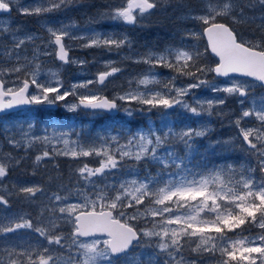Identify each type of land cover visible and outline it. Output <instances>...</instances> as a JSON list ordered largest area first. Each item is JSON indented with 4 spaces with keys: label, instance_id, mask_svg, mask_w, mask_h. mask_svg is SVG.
Returning <instances> with one entry per match:
<instances>
[{
    "label": "snow or ice",
    "instance_id": "snow-or-ice-1",
    "mask_svg": "<svg viewBox=\"0 0 264 264\" xmlns=\"http://www.w3.org/2000/svg\"><path fill=\"white\" fill-rule=\"evenodd\" d=\"M16 2L17 0H0V12H11ZM73 2L74 0H38L36 6L19 8V11L26 16H41L56 12ZM259 3L264 5V0H259ZM156 7L157 4L153 0H121L120 6L110 8L99 15L102 21L134 25L138 15L143 18ZM232 11L231 0H225L223 5H212L209 2L204 8L205 14L191 17L200 21L204 28L202 33H188L187 38L198 40L202 36L206 37L205 51L210 49L211 53L218 57L214 67L200 63L202 53L195 45L188 50L170 47L161 52L148 51L136 58L122 57L132 59L134 63L148 65V71L129 80V90L112 99L90 89L102 88L110 77L122 71L115 66L117 61H106V70L98 72L94 80L73 84L70 89L63 90L64 84L58 71L48 70L47 78L43 82L40 80L39 63L34 65L31 72L25 71L33 66L37 55L34 54L31 60L24 57L26 63L19 64L21 57L18 50L38 37L25 34L23 38H19L13 34L14 48L9 50V55L17 52L18 66L0 68V112L19 105H54L66 101L69 96H76V102L67 105L69 112L80 109L91 112L121 111L117 101H123L127 106L123 107L122 111L129 118L137 112L151 114L154 110L167 112L174 108H180L196 117L211 116L225 103V99L203 102L196 100L192 104L186 100L192 89L206 85L210 86L213 92L239 96L243 104V98L248 95L243 83L231 82L218 87L201 78L208 73H214L218 77L239 74L264 83V40L254 44L240 41L230 27L215 22L217 17L228 16ZM44 27L49 37L46 47L53 48L52 52L45 51L44 55H54L61 64L86 63L69 58V49L64 42L66 38L87 41L82 47L104 48L117 54L124 48L131 49L132 42L127 35L91 31L87 35L74 36L73 30L77 27L74 23H60L58 26L46 23ZM8 31L10 29L0 27V33ZM157 67L171 69L175 75L167 83H163L162 87H151L162 84L154 71ZM21 72H25L22 81L19 76L14 81L4 78L6 75ZM179 78H188L195 82L178 87L176 81ZM9 83L13 86L7 87ZM133 83L136 85L135 89L131 87ZM30 88L33 91L30 92ZM80 89L85 91L80 93ZM134 103L140 107H131ZM252 116L259 122V127H241V122ZM233 123L238 128V137L244 146L259 158L261 172L264 174V107L259 111L254 108L244 110ZM52 126L55 128V124ZM210 131L207 123H202L197 128L185 127L179 130L172 126H149L138 129L128 136L124 143L120 142V135H104L96 138L98 145L91 143L88 146L79 138L70 139L72 135L80 137V133L60 132L57 135L53 132L52 135L28 138L27 144L24 145L26 149L37 143L45 146L42 153L35 156L37 165L45 158H50L53 153L74 159L89 156L99 158L98 167L84 164L78 169L79 177L85 185L84 189L77 188L75 193L70 191L67 196L53 193L49 197L55 202L64 203V206L58 208V213L61 217H66L67 222L73 226L72 245L78 249L79 264H114V260L120 254H126L130 246L134 242L138 243L141 237L155 238L158 249L166 253L173 264H185L183 248L191 243H195L193 252L218 253L220 264H256L257 257L253 254H257L260 264H264V235L243 236V229L235 239L228 235L246 224L264 230V180L256 179L251 171H237L232 165L211 168L205 166L201 171L189 167L186 163L190 162L191 156L198 150L196 140L205 137ZM25 136L27 137V133ZM10 143L20 146V141ZM59 144L63 147L57 148L56 145ZM48 145L52 146L51 151L48 150ZM176 145L183 147V155L177 152ZM20 162L16 160L15 165L18 166ZM142 163L157 165L159 171L153 175L145 168V175L141 177L139 165ZM125 167L128 168L127 179L103 184H97L93 179L114 175L117 171L123 172ZM7 173L8 165L0 162V178L5 177ZM40 192V186L19 189V193L30 203L34 202L36 194ZM72 195L76 196V202L67 203ZM0 205L8 206L4 195H0ZM142 206L144 210L140 211ZM127 209L136 211L129 216ZM44 211V208L40 209V215L36 218L38 224ZM141 217L151 226L140 229L134 227L131 221ZM47 223L50 229L58 227L54 218H50ZM50 229L43 226L34 227L32 219L24 215L10 218L6 224L0 223V235L30 230L38 238H43L48 245L60 246L64 237L51 236ZM81 238L91 239L81 241ZM16 255L27 259L12 261V264H50L53 261V257L48 255V249L41 251L39 244L30 251H21ZM190 264L196 262L191 261Z\"/></svg>",
    "mask_w": 264,
    "mask_h": 264
},
{
    "label": "rangeland",
    "instance_id": "rangeland-1",
    "mask_svg": "<svg viewBox=\"0 0 264 264\" xmlns=\"http://www.w3.org/2000/svg\"><path fill=\"white\" fill-rule=\"evenodd\" d=\"M104 1L107 2L104 4ZM37 2L38 0H17L16 5L12 8V12L0 14V27L10 29V31L6 33H0V68L9 69L18 66L16 61L17 52L14 51L11 55H9V50L14 48L12 40L13 34L19 38H23L25 34L34 35L38 37L34 42L26 43L18 50V54L21 57L19 64L26 63L23 59L24 57L31 60L34 54L38 56L37 60L33 62V66L27 68L25 71L31 72L34 65L39 63L41 66V82L47 78L48 70L51 69L53 71H58L59 78L64 84L63 90H68L73 84H78L87 80H94L98 72L106 70L104 68V63L106 61H117L118 63L115 66L121 68L122 71L110 77L102 88L97 89L93 87L90 89L91 91H99L100 95H106L112 99L129 90V80L138 78L142 74H146L148 71V65L143 63H134L132 59H122V57L136 58L148 51L161 52L170 47L184 48L185 50H188L193 45H195L203 55L204 45L202 44V41L200 39L192 40L187 38L188 33H200L198 28H200V25L204 26L200 21L194 20L191 17L205 14L204 8L209 2L212 5H223L225 0H153V2L157 4V7L150 10L149 13H146L143 18H140L138 15V25L143 21V19L169 21L172 28L171 30L174 29L180 33L182 32L183 35H175L174 37H170L169 35L168 39L160 42V45L159 43H144L142 46H136L133 43L134 40L130 38V35L120 30L119 24L125 23L101 20L99 15L100 13L108 11L110 8L120 6L121 3L116 0H74L73 4L68 5L65 8L56 12L43 14L41 16H26L19 11V8L36 6ZM231 4L233 7L232 13L228 16H219L216 20L225 17L227 20H230L232 25L236 28L238 25L250 26L256 30L264 28V11L246 9L245 0H231ZM46 23L56 26L60 23H74L77 25V27L73 30L74 36L87 35L91 31L127 35L132 42L131 49L124 48L119 54H117L115 51L109 52L104 48L82 47V45L87 43V41L71 40L66 38L64 42L71 53L69 58L76 61L83 60L86 61V63L83 65L79 63L61 64V62H59L54 55H44L45 51H53V48L46 47L47 40L49 38L44 27ZM105 24L110 26H104ZM244 36L243 41L253 44L257 41L263 40V38L253 37V35ZM154 71L158 79L162 81V84L151 87H162L163 83H167L169 79L175 75L172 70L168 72L162 71L161 67H157ZM17 76H19L22 81L25 78V72L6 75L4 78L8 81H14L17 80ZM201 78L208 80L210 85L214 84L218 87L226 86L231 82L243 83L247 89L248 95L246 98H243L244 102L241 104L242 98L239 96L226 95L223 92H213L210 86H202L198 89H192L191 93L186 97V100L188 103L192 104L196 100L203 102L206 100L225 99V103L219 106L211 116L204 115L196 117L180 108H174L168 110L167 112L164 110H154L151 114L146 116L145 124L143 123V125L138 124L134 126L128 125L127 120L132 117L129 118L125 116L122 111V108L127 105H125L123 101H118L121 106V113L117 115L121 120V123L118 125L119 129H116V127H113L112 125V129L108 130L106 135H120V142L124 143L126 138L135 133L138 129L147 128L149 126H155L156 128L172 126L179 130L185 127L197 128L202 123H207L210 129L213 130L212 120L216 118V116H220L222 118L225 117L229 121H234L242 115L244 110H252L254 108L256 111H259L262 107H264V104H262V102H264V91L260 90L258 88L259 83L253 80L241 77L220 78L215 76L213 73H208L206 76H202ZM193 82L195 81L188 78H179L176 81V86H186L188 83ZM6 86L11 87L13 85L9 83ZM131 87L135 89V83H133ZM122 88L124 89L119 91ZM31 91H33V89L30 88V92ZM79 91L80 93H83L85 90L80 89ZM75 102L76 96H69L66 98V101H60L54 105H32L29 108L0 116V162L8 165V173L6 176L10 175V172H13L7 183H5L6 176L3 177V184L0 185V189H2L0 190V195H4L5 199L8 200V206L5 207L0 205V223L6 224L10 218H18L19 216L24 215L27 218L32 219L34 227L43 226L50 229L47 221L50 218H54L58 227L54 230L50 229L49 234L51 236L62 235L64 237L61 241V245L57 246L55 244L48 245L43 238H38L37 235L32 233L30 230H20L16 233L0 235V264H12V261L26 260V257L17 256L16 253L25 250L30 251L31 249L36 248L38 244L41 251H43L44 248H47L48 255L53 257V261L50 262V264H79L80 256L78 249L72 245L73 226L71 223L67 222L66 217H61V214L58 213V208L64 206V203L55 202L54 200L49 199V197H51L53 193L61 196H67L70 191L75 193L77 188H85L84 182L80 179L78 173L77 177H74V180L76 181L74 185H71L70 178L62 180L59 176H57L56 179L53 172L51 173V169L55 171V166L60 165L61 160L69 159L71 157L56 155L53 153L50 158H45L39 165H37L35 163V156L42 153L45 146L39 143L34 144L28 149L24 146L27 144L28 138L33 136L42 137L45 135H52L53 132L57 135H59L60 132L77 133L74 131V128L71 125L72 123H69V121H73L74 123L76 122L75 119H72L76 115L89 114L90 116H97L102 114V112H88L82 109L75 112H69L67 110V105H71ZM135 106L140 105L135 103L131 105L133 108H135ZM235 106L237 107V114H235ZM58 110H61L60 119L53 117L54 113ZM112 123H109L106 127H110ZM53 124H55V128H53ZM241 125L245 128L255 129L259 127V122L254 116H252L245 118L241 122ZM26 133L27 137L25 136ZM98 136H104V134L99 133ZM98 136L90 138L88 136L77 137L72 135L70 139L76 140L79 138L85 143V146H88L91 143L98 145L99 141L96 139ZM10 141H20V146L17 147L13 143H10ZM47 147L49 151L52 150L51 145H48ZM56 147L62 148L63 145L59 144L56 145ZM180 150L182 149H177V152L179 153ZM180 155L183 154L181 153ZM251 156L253 157L254 154L249 153L247 158ZM85 159L87 162L83 163V165L88 164L89 167L93 168L99 166L98 157L89 156L85 157ZM16 160L21 161L18 166L15 165ZM25 163H28L29 165L23 166ZM189 163H192L191 158ZM258 163L260 165V160ZM142 164L139 165V168ZM145 165H148L145 166V168H150L149 164ZM220 165L228 164L223 163L210 166L208 165V168ZM188 166L195 170L198 168L191 165ZM233 167L237 171H240L241 169L247 171V169H245L242 165L239 167ZM144 169L142 172L140 169L141 177L145 175ZM38 170L40 173L37 172ZM157 171H159V167L157 165L152 167L151 173L153 175H155ZM127 172L128 168L125 167L123 172L117 171L114 175L110 174L104 178L94 177L93 179L97 184L112 183L113 181L129 178L126 175ZM261 176L262 180H264V174H261ZM27 186H40L42 188V192L36 194L34 202L30 203L22 194L19 193V189L21 187ZM76 200V196L72 195L67 203H74ZM145 206H147V202ZM41 208H44L45 211L40 223L38 224L36 218L40 215ZM139 210L143 211L144 207H140ZM126 211L127 214L131 216L136 210L127 209ZM131 223L138 229L151 226L144 217H141L136 221H131ZM245 228L246 229L242 232L243 236L256 237L264 235V230L259 229L255 225H247ZM240 234L241 229H236L235 233H228V235L233 239L237 238ZM90 239L91 238H81V241H87ZM134 246L135 247L128 253L115 259L114 264H149V261L151 264H173L172 261H169L167 254L158 249L157 240L155 238L141 237L140 241ZM193 248H195V243L186 244L184 246L183 256L185 258V264H190L191 261H195L196 264H220L221 258L218 253H196L192 251ZM253 255L257 257L256 264H260L257 254ZM177 259H179V257H177Z\"/></svg>",
    "mask_w": 264,
    "mask_h": 264
},
{
    "label": "trees",
    "instance_id": "trees-1",
    "mask_svg": "<svg viewBox=\"0 0 264 264\" xmlns=\"http://www.w3.org/2000/svg\"><path fill=\"white\" fill-rule=\"evenodd\" d=\"M121 3V0H116ZM107 1H104L105 4ZM245 7L248 10H256V11H264V5L259 3V0H245ZM91 10V9H90ZM89 16V15H88ZM230 20H227L225 17L219 18L215 20V22H225L233 27V30L236 32L238 39L243 41L244 35H253V37H261L264 40V28L260 30H256L250 26L246 25H238L237 28L234 27ZM120 30L128 33L130 38L133 39V43L136 46H142L144 43H154L160 45V42L168 39L170 37H174L175 35H183L182 32L175 31L174 29L171 30V26L169 21H159V20H147L143 19V21L138 25V23L134 25H125L119 24ZM204 26L200 25L198 30L200 33L203 32ZM254 29V30H253ZM244 33V34H243ZM202 44L204 45L203 55L201 56L200 63L206 65L207 67H213L216 63V59L211 55L208 51H205L207 47V42L204 36L200 38ZM161 70L164 72L171 71V69H164L161 67ZM258 88L264 91V87L261 85ZM122 88L119 91H122ZM140 106H135V109H138ZM236 107V106H235ZM237 107L235 114H237ZM61 110H58L54 113V118L60 119ZM148 116L147 113H140L137 112L131 119L127 120L128 125H138L143 123L145 124V118ZM175 118V116H174ZM177 118V117H176ZM71 119V118H70ZM76 122L69 121V123L73 126L74 131L80 133L81 137L88 136L90 138H94L99 135V133L106 135L107 131L112 129L113 127L118 128L119 123L121 120L118 116H111L109 114H99L97 116H90L87 115H76L74 118ZM175 120V119H174ZM235 121V120H234ZM234 121H229L225 117L222 118L220 116H216L212 120L213 130H211L205 137L198 138L196 140L197 151L193 153L191 156L192 163L186 162L188 165L198 167L197 170H203L205 166L208 165H217V164H228L233 165L235 167L243 166L247 171H251L253 176L258 179L262 180V172L261 167L259 165V160L257 156L247 158V155L250 153L248 149L242 143L240 137H238V128L234 125ZM114 122V123H112ZM67 123V124H69ZM104 123V124H103ZM109 123H112L110 127H106ZM103 124V125H102ZM243 127V125H241ZM182 149L179 153H183V147L180 145H176V150ZM87 162L85 157L78 158V159H63L61 160L60 165L55 166V171L51 169V173L55 175L56 179L59 176L62 180H66L68 178L71 179V185H74L76 181L74 177H77L78 169L83 166V163ZM29 165L28 163L23 164V166ZM145 164L140 166L141 172L145 168ZM150 168L148 169L150 172L152 171V167L155 165L149 164ZM26 168V167H25ZM38 173L39 170L37 171ZM74 180V181H73ZM246 225L241 226L240 229H246Z\"/></svg>",
    "mask_w": 264,
    "mask_h": 264
},
{
    "label": "water",
    "instance_id": "water-1",
    "mask_svg": "<svg viewBox=\"0 0 264 264\" xmlns=\"http://www.w3.org/2000/svg\"><path fill=\"white\" fill-rule=\"evenodd\" d=\"M1 13V12H0ZM224 24H226V23H224ZM228 27H230L228 24H226ZM231 28V27H230ZM232 29V28H231ZM205 39H206V37H205ZM206 42H207V39H206ZM209 52L211 53V51H210V49H209ZM211 55L212 56H214L216 59H217V61H218V57H216L215 56V54H213V53H211ZM69 56H70V52H69ZM230 76H239V77H243V76H240L239 74H230ZM245 78H249V79H251V80H254V81H257V80H255L254 78H251V77H245ZM257 82H259L262 86H264V83H262V82H260V81H257ZM118 103V102H117ZM29 106H31V105H19V106H16V107H14V108H12V109H8V110H5V111H3V112H0V115H2V114H5V113H9V112H12V111H15V110H18V109H23V108H26V107H29ZM119 106V105H118ZM107 113H109V114H112V115H117V114H119L120 113V111H112V112H107ZM135 243V242H134ZM133 246V245H132ZM132 246H130V248L128 249V250H130L131 248H132ZM127 250V251H128ZM123 254H120L119 256H122Z\"/></svg>",
    "mask_w": 264,
    "mask_h": 264
},
{
    "label": "flooded vegetation",
    "instance_id": "flooded-vegetation-1",
    "mask_svg": "<svg viewBox=\"0 0 264 264\" xmlns=\"http://www.w3.org/2000/svg\"><path fill=\"white\" fill-rule=\"evenodd\" d=\"M11 12H12V10H11ZM5 12H1L0 14H4ZM57 15V14H56ZM92 20H95V19H92ZM104 26H110V25H107V24H105ZM116 27H117V25H116ZM10 175H8V176H6L5 177V183H7L8 181H9V179L11 178V175L13 174V172L11 173H9ZM0 181H1V184L0 185H2L3 184V181H4V179H0ZM0 190H2V189H0Z\"/></svg>",
    "mask_w": 264,
    "mask_h": 264
}]
</instances>
